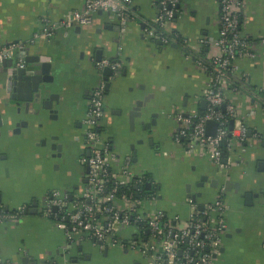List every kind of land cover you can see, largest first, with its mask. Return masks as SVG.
<instances>
[{"label": "crops", "instance_id": "1", "mask_svg": "<svg viewBox=\"0 0 264 264\" xmlns=\"http://www.w3.org/2000/svg\"><path fill=\"white\" fill-rule=\"evenodd\" d=\"M82 4L83 0H0V47L29 40L45 19L60 20L81 9ZM132 8L137 19L121 21L114 13L96 12L89 24L74 25L51 38L27 44L29 55H40V60L52 63L53 92L59 94V104L54 102L53 109L57 110V123L64 120L65 125L50 134L67 148L69 140L62 139L66 131L73 148L69 159L52 156L54 136H41L42 120L32 113V106L25 110L24 102L21 104L16 122L26 120L27 125L13 132V124L0 137V206L12 211L25 205L28 211L15 221H0V264H24V257H29V264H62L70 257H76L77 264H146L135 252L136 256L119 248L104 250L90 240L68 246L63 230L41 214L48 191L76 193L85 184L88 167L79 161L87 152L83 119L91 91L103 72L97 64L104 58L118 59L121 64L117 74L107 78L109 87L100 122L103 136L119 158L112 168L118 171L121 159L130 156L133 174H147L158 186L155 206L181 221L188 219L190 210L187 186L191 193L201 194L196 200L199 205L212 202L223 187L228 205L226 232L214 264H264V54L259 43L264 35V0H246L242 8L240 30L252 41L255 56L234 60L235 71L224 95L246 124L248 139L235 146L226 169L216 167L205 155L186 153L173 139L178 113L192 114L207 108L202 92L208 77L193 55L198 53L200 38L218 35L220 0H180L170 28L188 40V51L144 35L145 22L158 11L152 0H132ZM208 52L206 48L204 53ZM2 62L0 78L4 75ZM11 63L8 61L7 66ZM147 96L143 116L130 117L135 100ZM7 102H12L10 92L0 80L2 113L15 108ZM146 107L155 114V123L149 127L145 123L152 117L145 112ZM163 156L164 164L149 163ZM171 182L176 194L166 190ZM247 193L250 199L245 197Z\"/></svg>", "mask_w": 264, "mask_h": 264}, {"label": "built area", "instance_id": "2", "mask_svg": "<svg viewBox=\"0 0 264 264\" xmlns=\"http://www.w3.org/2000/svg\"><path fill=\"white\" fill-rule=\"evenodd\" d=\"M245 1L220 0L217 37H203L198 41V53H194L193 58L208 77L202 92L206 110L186 115L178 113L175 117L178 123L173 135L175 143L182 144L188 154L207 156L221 169L230 166L229 155L235 146L248 139L246 124L224 95L235 71L234 60L255 56L252 41L240 30ZM152 3L158 11L145 22L144 35L164 45L174 44L190 50L188 40L170 28L178 15L180 0H152ZM98 11L114 13L121 21L138 18L132 8V0H83L81 9L67 13L60 20L50 22L45 19L29 40L0 47V60L13 59L16 67L25 68L27 44L51 38L57 31L74 25L89 24L92 15ZM259 43L264 54V35L259 38ZM202 48H207L208 54L201 53ZM120 66L118 59L104 58L97 64V69L102 72L109 68L112 78ZM106 82L101 73L99 82L91 91L83 119V145L88 154L80 156L79 161L88 167L86 183L76 193L58 189L48 191L41 214L63 230L68 246L90 240L100 248L135 252L146 264H214L226 232L228 205L223 198L224 188H219L216 198L202 204V207L189 198L188 219L181 221L177 216H167L165 211L155 206L158 186L144 175L133 174L130 156H124L121 167L115 171L112 166L119 158L100 130ZM261 94L264 103V86ZM209 120L217 125L213 135L206 132ZM230 121H233L232 129L229 128ZM224 152L228 154L225 163L222 161ZM147 181L151 184L149 190L145 188ZM143 190L146 193L143 194ZM26 209L23 205L8 211L0 206V221H15L23 216ZM3 264L13 263L5 261Z\"/></svg>", "mask_w": 264, "mask_h": 264}, {"label": "water", "instance_id": "3", "mask_svg": "<svg viewBox=\"0 0 264 264\" xmlns=\"http://www.w3.org/2000/svg\"><path fill=\"white\" fill-rule=\"evenodd\" d=\"M180 3L178 4V8ZM102 12V11H98ZM177 17V15H176ZM175 17V18H176ZM173 45V44H172ZM175 46V45H173ZM11 61L12 63L10 66H7V62ZM25 61L27 65L25 68H19L15 66L13 59H5L3 60V73L4 75L0 78L1 82L5 85V88L10 92V98L12 102H7V106L10 104L14 106L13 109H8L5 112L0 111V137L2 133L13 127V132H15L17 128L19 129L20 126H26L27 121H18L16 122L17 115L21 113V104L24 102L25 110L29 107H33L32 113L34 115H39L40 112H49L50 118L56 119L57 118V110L53 109V103L55 102L56 105L59 104V94L53 92L54 87V76L52 73V63L48 61L40 60V55L31 56L29 53L26 52ZM8 67H11L9 69ZM103 76L105 77L106 81L108 76L111 74V70L106 68L102 72ZM109 87L108 81L106 82L105 89L107 91ZM149 99V96L143 97L142 99L135 100L134 106L131 108L130 117L132 116H143L142 115V108L145 106V103ZM206 103V101H203ZM151 121L149 123H145V126H150V124L155 123V114H151ZM233 121L229 122V128L232 129ZM216 122L213 120H209L206 124V132L207 134H214L216 130ZM54 142L51 143L50 148L55 153L52 154L54 157H59L63 159H69L72 153L73 143L69 140L68 147H64L63 142H56L58 140L57 136L52 138ZM45 143V141H41ZM88 153L86 152V155ZM223 159L222 161L225 163L228 154L224 152L222 154ZM88 169V168H87ZM206 178V177H205ZM203 178V179H205ZM86 183V180H84ZM215 182V181H214ZM202 185V184H201ZM151 187L150 181L146 182V190H149ZM216 187V186H215ZM201 194L199 193H191L189 186L186 187V197L192 199L193 201L197 200V197H200ZM159 197V195H158ZM247 199L251 198V194L247 193L245 195ZM37 203H33V206L36 207ZM202 207V204L200 205ZM26 211H28L26 209ZM35 211V209H34ZM81 249V247H80ZM104 250H107L105 247ZM69 264H77L78 259L76 257H70L68 260ZM22 263L29 264V257L22 258ZM30 264H36V262H32Z\"/></svg>", "mask_w": 264, "mask_h": 264}, {"label": "rangeland", "instance_id": "4", "mask_svg": "<svg viewBox=\"0 0 264 264\" xmlns=\"http://www.w3.org/2000/svg\"><path fill=\"white\" fill-rule=\"evenodd\" d=\"M145 112L148 113V108L146 107L145 109ZM149 114H152L149 112ZM32 117V116H31ZM38 118L42 120L41 122V126H40V134L41 136H46V137H52L54 136V134H50V133H53L54 130H59L60 128H63L64 125H65V121L64 120H61L60 122L57 123V119L55 120H50V118H48V116H46V112H40V114L38 115ZM62 139L64 141H68V140H71V135L69 133H67L66 131H64L62 133ZM165 156L163 157H158L154 160L151 159V161L149 163H151V166L154 164V166H157L156 165V162L160 164H164V162H162V159L164 158ZM166 190L169 194H172V193H175L176 191V186H174V184L171 182V183H168V186H166ZM176 194V193H175ZM171 201H173V199H170ZM134 254V252H131ZM131 255V254H130ZM134 256H136L134 254ZM118 260H121V259H118Z\"/></svg>", "mask_w": 264, "mask_h": 264}, {"label": "trees", "instance_id": "5", "mask_svg": "<svg viewBox=\"0 0 264 264\" xmlns=\"http://www.w3.org/2000/svg\"><path fill=\"white\" fill-rule=\"evenodd\" d=\"M204 50H205V48H202V49H201V51H202L201 53H203V52H204ZM144 176H145V178H148V179H150V178H149V176H148L147 174H144ZM110 184H111V183H110ZM142 193L144 194V193H146V191H145V190H143V191H142Z\"/></svg>", "mask_w": 264, "mask_h": 264}]
</instances>
